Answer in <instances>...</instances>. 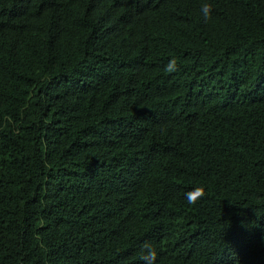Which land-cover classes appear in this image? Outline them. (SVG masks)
I'll list each match as a JSON object with an SVG mask.
<instances>
[{"label": "trees", "instance_id": "16d2710c", "mask_svg": "<svg viewBox=\"0 0 264 264\" xmlns=\"http://www.w3.org/2000/svg\"><path fill=\"white\" fill-rule=\"evenodd\" d=\"M144 241L264 264V0H0V264Z\"/></svg>", "mask_w": 264, "mask_h": 264}, {"label": "clouds", "instance_id": "9594fccd", "mask_svg": "<svg viewBox=\"0 0 264 264\" xmlns=\"http://www.w3.org/2000/svg\"><path fill=\"white\" fill-rule=\"evenodd\" d=\"M201 16L204 21L207 22L211 19L212 5L205 2L201 5ZM177 70V61L175 57L171 58L165 66L166 72H174ZM206 195L205 187L203 185L194 186L189 191L185 192V199L189 205H195L197 201L204 198ZM158 256L157 248L150 242L144 241L140 245V256L139 259L143 264H156Z\"/></svg>", "mask_w": 264, "mask_h": 264}]
</instances>
